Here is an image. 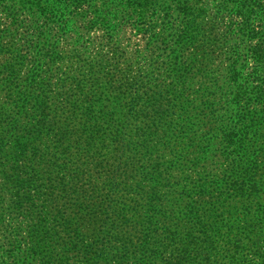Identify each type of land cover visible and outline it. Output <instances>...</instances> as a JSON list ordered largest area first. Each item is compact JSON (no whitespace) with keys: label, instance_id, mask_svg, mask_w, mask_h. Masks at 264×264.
Returning <instances> with one entry per match:
<instances>
[{"label":"rangeland","instance_id":"1","mask_svg":"<svg viewBox=\"0 0 264 264\" xmlns=\"http://www.w3.org/2000/svg\"><path fill=\"white\" fill-rule=\"evenodd\" d=\"M26 1L0 0V145L36 178L0 176V264H264V68L231 1L96 30Z\"/></svg>","mask_w":264,"mask_h":264},{"label":"trees","instance_id":"2","mask_svg":"<svg viewBox=\"0 0 264 264\" xmlns=\"http://www.w3.org/2000/svg\"><path fill=\"white\" fill-rule=\"evenodd\" d=\"M51 0H27L25 4L30 5L31 8L40 12L48 11V6L51 5ZM153 0H67V5L70 6L71 11H67V24L78 21L84 23L89 30L97 29L99 27L109 28L110 24L115 21L120 12L128 11L129 9H139L140 13L145 12L148 3ZM237 10L236 14L241 19V34L249 36L255 34L258 36L257 44L251 50L254 60L264 68V0H230ZM229 3V2H228ZM151 5V4H150ZM183 5V4H182ZM220 8L225 6H219ZM134 11V10H133ZM259 23L256 28L253 27V20ZM106 26V27H105ZM245 29V30H243ZM256 30L258 33H255ZM259 36L260 39H259ZM237 74L233 76L236 79ZM12 149H5L0 145V176L4 181L9 178L18 176H26L29 187L32 181L36 178L35 173L32 172V164L34 155H29L28 165L21 168L18 165L20 159L19 155L24 154L25 145L19 140ZM14 162L12 167L6 166L8 163ZM244 179H231L229 186L233 187L235 191L242 193L245 185ZM122 213V209L119 210Z\"/></svg>","mask_w":264,"mask_h":264}]
</instances>
